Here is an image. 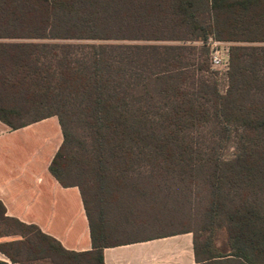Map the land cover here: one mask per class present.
Returning <instances> with one entry per match:
<instances>
[{"label":"trees","instance_id":"obj_1","mask_svg":"<svg viewBox=\"0 0 264 264\" xmlns=\"http://www.w3.org/2000/svg\"><path fill=\"white\" fill-rule=\"evenodd\" d=\"M210 37L231 44L225 93ZM4 39L93 42L0 41V121L17 130L57 117L63 142L50 173L79 188L93 249L66 250L0 202V220L18 228L11 245L51 264H105L104 249L126 240L111 242L113 233L127 231L109 226L105 210L98 219L91 204L118 195L107 205L119 212L128 199L146 198L145 213L172 224V185L180 183L188 213L196 186L207 195L202 227L155 236L193 233L208 264H264V0H0ZM197 52L205 62L197 69L211 77L195 86L187 74ZM127 187L141 197L122 198Z\"/></svg>","mask_w":264,"mask_h":264},{"label":"crops","instance_id":"obj_2","mask_svg":"<svg viewBox=\"0 0 264 264\" xmlns=\"http://www.w3.org/2000/svg\"><path fill=\"white\" fill-rule=\"evenodd\" d=\"M62 142L57 117L17 130L0 121V202L7 216L37 226L66 250L89 252L93 244L81 192L78 187H63L50 173ZM171 234L131 238L106 247L104 263L208 264L196 256L193 233ZM219 262L242 264L233 257Z\"/></svg>","mask_w":264,"mask_h":264},{"label":"rangeland","instance_id":"obj_3","mask_svg":"<svg viewBox=\"0 0 264 264\" xmlns=\"http://www.w3.org/2000/svg\"><path fill=\"white\" fill-rule=\"evenodd\" d=\"M0 41H5V42H26V43H41V44H90L93 43L92 41H62V40H39V39H21V40H16V39H4ZM183 44V43H179ZM200 53L192 54L190 53L189 55V63L190 66L196 62L194 66L190 67V71L188 77L190 78L188 82L193 83V85L197 86L200 82L203 80H208L211 77V72L210 68L206 70H198V63H205L202 62L200 58H203L199 56ZM199 59V60H198ZM193 62V63H192ZM214 71V70H212ZM217 76L215 77V80L218 81L219 83V89L221 93H225L226 90L228 89V80L226 77L223 75H219L218 73L216 74ZM228 77V76H227ZM205 83V82H204ZM201 86V85H200ZM199 86V87H200ZM206 131V130H205ZM93 185V186H92ZM136 186H138L135 183ZM90 186L94 190L98 189L96 185L95 179H93L90 183ZM140 186L148 187V188H157L158 186H152V185H145L142 184ZM163 187V186H160ZM196 186L194 189V193L191 197L190 195V200L194 201V207L195 209L193 211H190V213L187 212V207L184 202L185 198L183 195L185 194L184 189L185 186L184 184L180 183H175L172 185V189L175 190L172 193L173 198L172 200H175L177 210H179L178 214V220L172 224H166V222H159L156 220V217L153 216V214H147L145 213V204H146V198L141 199H128V198H139L140 195L136 193V195L132 196L133 193H131L129 188L127 187L125 190H128L125 192V194L121 197L125 199H128L127 204L124 203V208L122 211L116 212L112 206H108L109 204L108 201L115 199L118 197V195L115 197V195H111L108 198H105L104 201L107 203L105 205L101 204H95L92 207V211L95 213V216L99 219V214L102 213L101 210H105L106 214L108 215L110 213V218H109V226H114L116 225L117 229L119 230H126L127 232L121 233L118 231L117 233H113L114 236H112V239L110 240L111 242L113 241H119V240H127L131 238H138V237H150V236H155L158 234H161L163 232H168L172 231L176 228L181 229V228H192L195 230H199L200 227H202V224L204 221L202 218V212L204 209L205 204L207 203V195H205L200 188H197ZM91 190V189H90ZM156 197H162V194L160 192H156L154 194ZM141 197V196H140ZM126 202V201H125ZM111 207V208H110ZM143 210V212L141 211ZM185 212V213H183ZM121 228V229H120ZM0 232L4 234H9V236L1 238V243H9L5 249L7 250L6 253L0 252V264H51L50 260H46L43 257V254L40 253L39 251H28L25 249L19 250L20 246H13L11 245L12 242L17 241L20 239L19 236H13L10 234H13L15 232H18V228L15 227L10 222L6 221H1L0 220ZM31 238L32 235H31ZM9 254V255H8ZM9 256L15 257L17 260L20 261V263H15L11 260Z\"/></svg>","mask_w":264,"mask_h":264},{"label":"built area","instance_id":"obj_4","mask_svg":"<svg viewBox=\"0 0 264 264\" xmlns=\"http://www.w3.org/2000/svg\"><path fill=\"white\" fill-rule=\"evenodd\" d=\"M210 49V65L212 70L223 75L228 80V72L231 63V44L210 37L207 41Z\"/></svg>","mask_w":264,"mask_h":264}]
</instances>
